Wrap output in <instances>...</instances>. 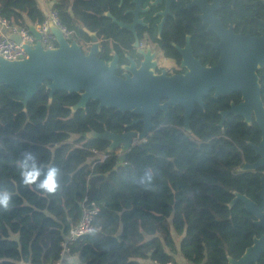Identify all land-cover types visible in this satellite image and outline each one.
I'll return each instance as SVG.
<instances>
[{"label":"trees","instance_id":"16d2710c","mask_svg":"<svg viewBox=\"0 0 264 264\" xmlns=\"http://www.w3.org/2000/svg\"><path fill=\"white\" fill-rule=\"evenodd\" d=\"M51 1L77 42L88 44L86 31H93L107 48L114 28L101 15L104 0ZM0 13L28 28L44 21L48 11L38 0H0ZM129 41L123 34L119 47ZM208 48L196 52L203 65L218 57ZM257 74L264 105V66ZM47 83L38 85L25 107L23 93L0 83V187L13 193L11 209L0 211V264H178L176 255L186 264H227V256L239 258L264 233L239 200L228 205L236 191L262 206L256 193L264 167L240 170L258 157L251 146L260 139L257 124L253 117L248 124L229 114L219 125L220 112L236 104L240 93L214 97L209 91L202 106L194 104L189 131L183 129L181 106L156 112L143 141L120 157L117 149L104 153L107 140L81 134L140 131L141 122L125 126L138 115L97 111V100L72 112L79 94L57 90L49 102ZM25 151L61 169L57 193L21 183L17 161ZM145 173L152 175L151 185L142 182ZM91 204L98 211L90 231L67 240ZM250 264H264V251Z\"/></svg>","mask_w":264,"mask_h":264},{"label":"water","instance_id":"95a60500","mask_svg":"<svg viewBox=\"0 0 264 264\" xmlns=\"http://www.w3.org/2000/svg\"><path fill=\"white\" fill-rule=\"evenodd\" d=\"M109 15L108 12L104 13ZM114 20V19H113ZM208 29L213 30L219 41L213 46L219 51V56L213 65L205 66L194 58L188 46L180 49V66L186 71L167 75L165 71L159 74L153 72L155 60L146 56L135 67L131 61L126 66L130 74L116 75L117 58L105 62L97 57L99 43L94 32L87 31L90 45L87 52L74 38L67 40L62 32L48 21L51 34L55 37V46L44 48L35 26L28 24V30L35 42H22L18 33H7L8 37L21 44L25 57L7 60L0 56V83L11 87L14 91L23 93L22 104L37 91L38 85L48 81V101L57 90L79 94L78 101L70 106L72 112L85 107L88 100H97V110L101 107L113 108L120 112L129 111L140 116L142 122L140 132L126 131L114 133L93 131L82 133L85 138H100L109 142L104 153L119 149L121 156L130 149L134 141L143 140L152 127V117L158 112L165 113L169 107L181 106L183 109V129L189 131V117L193 106L203 105V96L212 90V95H229L240 93L238 103H230L228 109L220 112L219 125L222 126L229 114L240 115L250 124L253 117L260 130L257 144H251L257 159L252 163H244L240 170H257L264 167V105L260 97V84L257 71L264 66V36L234 33L231 28H225L213 16L205 20ZM121 27L132 29V25L118 22ZM136 121V120H134ZM133 121V122H134ZM231 206L239 200L246 211L254 217L255 224L264 228V173L259 179V189L256 193L262 203L259 206L245 194L233 191ZM264 251V233L253 237L251 245L245 248L239 258L227 256V264H250L256 262Z\"/></svg>","mask_w":264,"mask_h":264},{"label":"flooded vegetation","instance_id":"af4514ba","mask_svg":"<svg viewBox=\"0 0 264 264\" xmlns=\"http://www.w3.org/2000/svg\"><path fill=\"white\" fill-rule=\"evenodd\" d=\"M104 2L105 9L101 15L109 19L114 28V35L108 38V46L103 49L100 39L94 32L99 43L97 57L109 62L116 56L117 68L114 71L116 75L130 74L125 67L129 66L131 61L135 67H139L146 56L151 57L150 60H155L153 72L156 74L162 71L167 75L184 73L185 67L180 66L182 56L180 49L186 46L189 47L192 56L199 61L200 57L196 56V52L201 50L207 52L208 46L218 52L219 56V51L213 46L219 41V37L213 30L208 29L205 23L210 16L216 18L225 28H231L236 34L264 36V0H104ZM105 12L109 15H105ZM118 22L132 25V29L121 27ZM125 33L129 35L130 41L128 46L122 49L119 45ZM77 43L83 52H87L90 38L88 44ZM192 43L200 47L195 48ZM139 117L133 118L132 122L125 126L141 122L137 120ZM126 131L135 130L123 132ZM142 141L136 139L134 142Z\"/></svg>","mask_w":264,"mask_h":264},{"label":"built area","instance_id":"2783aa9c","mask_svg":"<svg viewBox=\"0 0 264 264\" xmlns=\"http://www.w3.org/2000/svg\"><path fill=\"white\" fill-rule=\"evenodd\" d=\"M51 21L63 34V36L70 40L73 36L74 31L68 28L62 23L57 12L54 9L48 10L47 17L41 23L34 25L36 31L40 35L41 45L44 48H50L54 46L55 37L51 34L48 21ZM7 33H18L22 39V42L28 41L30 45L35 42L33 35L29 32L28 28L19 27L11 24L5 17L0 13V56L7 60H15L25 57L26 53L21 44L11 40ZM98 208L91 204V207L83 210L81 218L77 225L69 232L67 240L75 239L80 235L87 233L91 229V218ZM67 251V248H63V253ZM157 264H177L173 261H167L165 263Z\"/></svg>","mask_w":264,"mask_h":264},{"label":"clouds","instance_id":"9594fccd","mask_svg":"<svg viewBox=\"0 0 264 264\" xmlns=\"http://www.w3.org/2000/svg\"><path fill=\"white\" fill-rule=\"evenodd\" d=\"M21 183L44 194H55L61 189L59 177L61 169L55 165H43L37 156L30 151H25L17 161ZM153 177L145 173L142 182L151 185ZM150 190V189H145ZM13 193L5 187H0V211L7 212L13 206Z\"/></svg>","mask_w":264,"mask_h":264},{"label":"crops","instance_id":"0c3cea01","mask_svg":"<svg viewBox=\"0 0 264 264\" xmlns=\"http://www.w3.org/2000/svg\"><path fill=\"white\" fill-rule=\"evenodd\" d=\"M38 3L45 8L47 11L51 9L52 6V1L51 0H38ZM70 263H75L76 259L75 258H68L67 260Z\"/></svg>","mask_w":264,"mask_h":264},{"label":"rangeland","instance_id":"374dc122","mask_svg":"<svg viewBox=\"0 0 264 264\" xmlns=\"http://www.w3.org/2000/svg\"><path fill=\"white\" fill-rule=\"evenodd\" d=\"M176 259L178 261V264H186L178 255H176Z\"/></svg>","mask_w":264,"mask_h":264}]
</instances>
